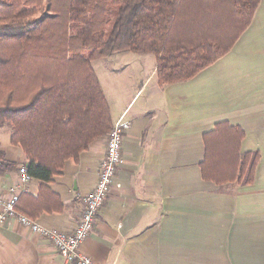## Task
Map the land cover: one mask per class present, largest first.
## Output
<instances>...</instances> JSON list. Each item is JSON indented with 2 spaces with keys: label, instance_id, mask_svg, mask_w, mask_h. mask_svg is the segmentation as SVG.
Returning <instances> with one entry per match:
<instances>
[{
  "label": "crops",
  "instance_id": "crops-1",
  "mask_svg": "<svg viewBox=\"0 0 264 264\" xmlns=\"http://www.w3.org/2000/svg\"><path fill=\"white\" fill-rule=\"evenodd\" d=\"M122 52L134 55L92 61L113 124L126 113L131 125L115 181L79 250L99 264H264V0L233 48L189 80L162 85L154 54ZM222 121L244 130L242 152H260L250 185L202 177L204 135ZM106 147L107 135L94 140L43 191L32 178L23 213L73 231ZM0 151L17 164L0 173V196L8 199L27 162L8 122L0 125ZM0 264L69 263L13 217L0 224Z\"/></svg>",
  "mask_w": 264,
  "mask_h": 264
},
{
  "label": "trees",
  "instance_id": "trees-1",
  "mask_svg": "<svg viewBox=\"0 0 264 264\" xmlns=\"http://www.w3.org/2000/svg\"><path fill=\"white\" fill-rule=\"evenodd\" d=\"M260 2L0 0V125L11 124L12 143L23 148L42 191L67 160L113 127L93 60L151 53L160 84L189 80L233 48ZM204 136L205 180L254 182L261 155L241 151L240 126L222 121ZM16 167L0 151V173Z\"/></svg>",
  "mask_w": 264,
  "mask_h": 264
},
{
  "label": "built area",
  "instance_id": "built-area-1",
  "mask_svg": "<svg viewBox=\"0 0 264 264\" xmlns=\"http://www.w3.org/2000/svg\"><path fill=\"white\" fill-rule=\"evenodd\" d=\"M131 122L123 113L114 122L111 131L107 134V147L104 158L100 164V172L94 188L84 197L85 208L81 219L77 222L75 229L71 232L62 231L58 228L43 226L23 212H19L16 205L20 193L27 191V185L32 179L25 165L19 168V183L10 188L11 195L8 199L0 196V224L6 220L16 217L22 225L29 227L34 233L49 239L57 251L69 264H99L81 252V244L88 238L94 228L97 214L104 204L111 186L115 181L118 166L121 162V146L125 132Z\"/></svg>",
  "mask_w": 264,
  "mask_h": 264
},
{
  "label": "rangeland",
  "instance_id": "rangeland-1",
  "mask_svg": "<svg viewBox=\"0 0 264 264\" xmlns=\"http://www.w3.org/2000/svg\"><path fill=\"white\" fill-rule=\"evenodd\" d=\"M111 29H112V24H111L110 26L107 27V30H108V31H110ZM122 53H123V54H122ZM122 53L119 52L120 55H128V54H129V55H134V54L131 53V52H130V53H129V52H122ZM150 57H154V55H152V56L150 55Z\"/></svg>",
  "mask_w": 264,
  "mask_h": 264
}]
</instances>
